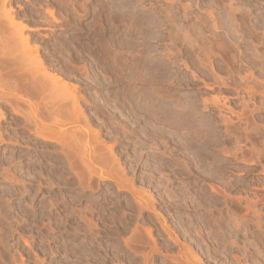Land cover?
<instances>
[{"label":"rangeland","instance_id":"1","mask_svg":"<svg viewBox=\"0 0 264 264\" xmlns=\"http://www.w3.org/2000/svg\"><path fill=\"white\" fill-rule=\"evenodd\" d=\"M0 26L29 38L0 53V264H264V0H0Z\"/></svg>","mask_w":264,"mask_h":264},{"label":"bare ground","instance_id":"2","mask_svg":"<svg viewBox=\"0 0 264 264\" xmlns=\"http://www.w3.org/2000/svg\"><path fill=\"white\" fill-rule=\"evenodd\" d=\"M50 14H51V12H50ZM10 20H11V19H10ZM10 20H9V21H10ZM11 27H14V23H13V21H11ZM1 30H2V32L5 31V29H3V27L0 26V32H1ZM12 30H13V28H12ZM16 33H18V31H16V32L8 31L7 34H4V35H2V36L0 37V53L4 54V53H5V49L10 48L9 46H12V45L15 43V38H17V40H19V42L21 41V43H22L23 41L26 42V43L28 42V39H29V38H28L27 35H25V36L22 37V34H21V36H20L19 34L16 35ZM1 34H2V33H1ZM14 35L17 36V37H15ZM18 35L21 37V39H20V37H19ZM12 36H13V38H12ZM14 37H15V38H14ZM18 38H19V39H18ZM11 39H14V40H11ZM13 41H14V43H11V42H13ZM11 44H12V45H11ZM12 47H13V46H12ZM37 59H38V63L40 64V67H42L41 64H42L43 62L41 61L40 58H37ZM16 60H17V59H16ZM8 61H10L9 63H11V62H12V63L15 62V60H13V59L8 60ZM17 61H18V60H17ZM18 62H20V61H18ZM39 64H38V65H39ZM17 75H19V74H17ZM23 76H24L23 74H20V75H19V79H20L21 77H23ZM24 77H25V76H24ZM24 77H23V78H24ZM48 77L50 78V77H52V75H49ZM25 78H27V77H25ZM21 79H22V78H21ZM31 80H32V79H31ZM38 81L40 82V80H37V81L33 80V82H31L30 80H27V82H24V84H22V85H21V82L18 83V84H19L20 86H22V89H24V90H28V87H30V89H31V87H32L36 82H38ZM34 82H35V83H34ZM41 82H42V81H41ZM41 82H40V83H41ZM36 85H37V84H36ZM38 85H40V84L38 83ZM38 85H37V87H39ZM41 85H42V84H41ZM41 85H40V86H41ZM16 86H17V85H16ZM16 86H15V87H16ZM20 86H19V87H20ZM42 86H43V85H42ZM19 87H16V88L19 89ZM37 87H36V88H37ZM36 88H35L34 90H37ZM39 88H40V87H39ZM41 89H42V87H41ZM247 89H248V88H247ZM20 91H21V90H20ZM22 91H23V90H22ZM29 91H30V90H28V92H29ZM38 91H39V90H38ZM75 101H76V100H75ZM215 101H217V100L214 99L213 102H215ZM77 103H78V102H77ZM246 103H247V102L243 101V102L241 103V104H242L241 106H245ZM72 104H74V106L76 107V102H75V103L73 102ZM72 106H73V105H72ZM74 106H73V107H74ZM77 106H78V105H77ZM53 108H54V107H53ZM55 108H56V107H55ZM76 108H77V107H76ZM72 109H73V108H72ZM72 109H71V111H72ZM74 109H75V108H74ZM79 109H80V106L78 107V110H79ZM81 110H82V109H81ZM54 111H56V110H55V109H52V108H48V109L45 108V112H46V113H44V114H45V115H46V114H50V113L53 114V113H55ZM76 111H77V110H76ZM76 111H75V112H76ZM14 112H16V111H14ZM34 112H35V110H34ZM36 112H37V111H36ZM75 112H74V113H75ZM56 113H58V112H56ZM77 113H78V111H77ZM77 113H76V114H77ZM80 113H81V112H80ZM80 113H79V114H80ZM82 113H83V112H82ZM37 114H38V113H37ZM52 114H50V115L52 116ZM76 114H75V115H76ZM33 116H35V115H33ZM38 116H39V115H38ZM38 116H37V117H38ZM80 116H81V115H80ZM82 118L85 119L86 117H82ZM86 119H87V118H86ZM86 119H85V121H86ZM156 119H157V118H156ZM37 120H38V118H37ZM157 122H158V121H157ZM155 123H156V122H155ZM155 125H156V124H155ZM157 126H158V124H157ZM157 126H156V127H157ZM162 126H163V124H162ZM40 127H41V126L37 124V128H40ZM159 128H160V126H159ZM163 128H164V127H163ZM163 128H162V129H163ZM158 130H159V129H158ZM155 131H156V130H155ZM159 131H160V130H159ZM163 131H164V130H163ZM45 132H47V131H45ZM38 133H39V132H38ZM38 133H37V134H38ZM158 133H162V132H158ZM161 135H163V134H161ZM39 136H40V135H39ZM71 136H72V135H71ZM73 136H74V135H73ZM40 137H41V136H40ZM51 137H52V136H50V138L44 136L43 138H46V139L48 138L49 140H52L53 137H52V138H51ZM43 138H42V139H43ZM56 138H57V137L53 138V140H54V139L56 140ZM58 138H60V137H58ZM200 138H201V137H200ZM200 138H199V139H200ZM46 139H45V140H46ZM62 139H63V138H62ZM71 139H72V137H71ZM199 139H198V140H199ZM55 140H54V141H55ZM57 140H58V139H57ZM60 140H61V139L58 140L59 143H60ZM62 142H63V140H61V144H62ZM88 151H89V149H88ZM87 154H88V153H87ZM87 158H88V159H87V165H88V164L91 162V160H92V159H90V158H91V157H90V154H88V157H87Z\"/></svg>","mask_w":264,"mask_h":264}]
</instances>
